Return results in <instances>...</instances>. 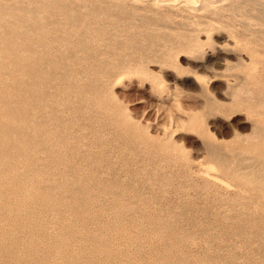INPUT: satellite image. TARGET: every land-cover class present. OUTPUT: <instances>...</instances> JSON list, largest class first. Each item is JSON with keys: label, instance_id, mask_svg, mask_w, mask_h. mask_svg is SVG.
<instances>
[{"label": "rangeland", "instance_id": "obj_1", "mask_svg": "<svg viewBox=\"0 0 264 264\" xmlns=\"http://www.w3.org/2000/svg\"><path fill=\"white\" fill-rule=\"evenodd\" d=\"M173 2L0 0V264H253L219 162L264 144V0Z\"/></svg>", "mask_w": 264, "mask_h": 264}, {"label": "bare ground", "instance_id": "obj_2", "mask_svg": "<svg viewBox=\"0 0 264 264\" xmlns=\"http://www.w3.org/2000/svg\"><path fill=\"white\" fill-rule=\"evenodd\" d=\"M174 1L175 2H173V5H176V2H178L179 0H174ZM205 1L213 3L216 2L217 0H182L181 3L190 4V6L195 9V8H199L202 2ZM181 125H184V123H182ZM195 126H196L195 118H190L187 124L185 125V127L188 128H193ZM210 147L211 146H209V148ZM218 152H220V150ZM215 155L219 156L217 154ZM220 155L222 158V162L219 163H222L221 168H223L224 176L225 179L227 180V182L223 181L224 187L226 189L224 190L230 191L234 189L235 190V192H233L234 198L245 200V203H241L240 200L236 202L237 204H235L234 202L233 204L235 205L231 203L232 199L231 200L229 199V201H227L226 224L228 225L227 227L228 233L227 232L226 233L231 237L233 236L235 240L239 238H244V239L246 238L247 240L246 239L245 240L247 241V247L250 248L252 253H255V257H254L255 259L253 258L251 259V261L253 260L252 263L264 264L263 261H262L263 263L259 261L260 255L264 256V144H238L235 147L228 146L227 149H225L224 152H222V154L220 152ZM215 158L217 159V157ZM202 172L204 173V171ZM240 195H244V197ZM240 208L246 209L245 210L246 212L249 211L248 214H245L247 215L245 219H243L244 228H241L243 227V225L241 224L242 221L240 217L242 213ZM234 209H239L236 210L237 213L235 216H233L234 214L231 213V211H233ZM233 220H235L236 223ZM231 221H233L236 224V231L233 234L232 231L230 230L231 228H233ZM226 238L228 240L229 236Z\"/></svg>", "mask_w": 264, "mask_h": 264}]
</instances>
